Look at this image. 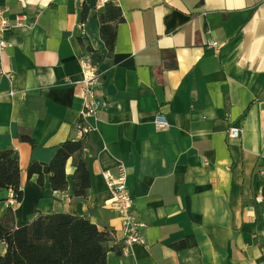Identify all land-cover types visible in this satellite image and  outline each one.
I'll list each match as a JSON object with an SVG mask.
<instances>
[{"label":"crops","instance_id":"obj_1","mask_svg":"<svg viewBox=\"0 0 264 264\" xmlns=\"http://www.w3.org/2000/svg\"><path fill=\"white\" fill-rule=\"evenodd\" d=\"M121 11L112 55L96 0H0L9 28L0 51V159L18 156L22 200L15 229L39 214L83 217L110 232L108 264H264V0H110ZM82 26V28H81ZM82 37V42L79 38ZM98 52L97 128L83 142L86 200L48 176L26 181L75 136L83 105L80 56ZM89 54V53H88ZM91 55V54H90ZM163 115L166 129L153 121ZM230 127L240 137L228 139ZM29 136L33 145L19 140ZM123 165L142 242L117 253L120 222L102 173ZM176 246V247H175ZM6 246L0 242V257Z\"/></svg>","mask_w":264,"mask_h":264},{"label":"trees","instance_id":"obj_2","mask_svg":"<svg viewBox=\"0 0 264 264\" xmlns=\"http://www.w3.org/2000/svg\"><path fill=\"white\" fill-rule=\"evenodd\" d=\"M89 16L99 21V35L109 58L115 46L116 26L123 20L121 11L110 1L100 9L90 10L82 6V25ZM79 41L82 42V37ZM85 53L91 54L93 64L101 62L98 52L90 47H85ZM19 140L33 145L29 136L19 135ZM83 140L67 139L59 145L48 163L31 162L26 169V181L36 176L37 182L42 185L43 177L47 175L53 191H65V163L73 158L75 196L86 200L90 173L89 161L83 157ZM7 191L13 192L15 205L21 202L20 170L15 152L0 159V201L7 200L4 196ZM262 193L264 195V187ZM13 221V207H8L0 219V242L6 246L0 264H108L110 232L100 231L83 217L64 213L39 214L30 224L17 229ZM120 251L121 247H118L117 253Z\"/></svg>","mask_w":264,"mask_h":264},{"label":"built area","instance_id":"obj_3","mask_svg":"<svg viewBox=\"0 0 264 264\" xmlns=\"http://www.w3.org/2000/svg\"><path fill=\"white\" fill-rule=\"evenodd\" d=\"M110 0H96V8L100 9ZM5 9L0 7V51L6 47L5 35L9 28L8 19L5 17ZM82 28V26H81ZM81 75L83 85V105L79 113V118L74 125L75 136L74 140H83L89 133L97 130L94 124H89V121H97V110L104 106L105 102L98 91L101 89V76L98 72L97 65L91 61V55L85 53L80 56ZM1 74V73H0ZM154 127L157 130L166 129L168 126L167 120L163 115H156L153 121ZM241 130L235 127H230L227 132L228 139H237L240 137ZM106 185L111 193L109 205L117 215L120 222V237L119 243L123 251L129 248L132 244L142 242L141 230L143 224L140 223L133 212V197L126 186L127 174L123 165H118L117 175H112L110 171L102 173ZM9 204L15 205L13 192L9 191ZM261 211V231L260 234L264 240V197L262 198Z\"/></svg>","mask_w":264,"mask_h":264}]
</instances>
